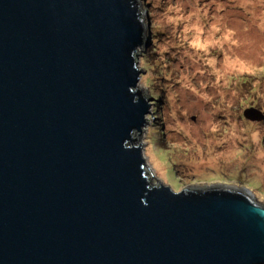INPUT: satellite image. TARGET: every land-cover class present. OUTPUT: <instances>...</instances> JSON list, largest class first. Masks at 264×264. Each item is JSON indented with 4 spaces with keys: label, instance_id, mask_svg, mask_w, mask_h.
<instances>
[{
    "label": "water",
    "instance_id": "water-1",
    "mask_svg": "<svg viewBox=\"0 0 264 264\" xmlns=\"http://www.w3.org/2000/svg\"><path fill=\"white\" fill-rule=\"evenodd\" d=\"M149 44L143 0H0V264H264L250 190L145 162Z\"/></svg>",
    "mask_w": 264,
    "mask_h": 264
},
{
    "label": "rangeland",
    "instance_id": "rangeland-1",
    "mask_svg": "<svg viewBox=\"0 0 264 264\" xmlns=\"http://www.w3.org/2000/svg\"><path fill=\"white\" fill-rule=\"evenodd\" d=\"M150 44L138 49L151 113L141 134L159 182L227 184L264 204V0H143ZM205 38L207 41H205Z\"/></svg>",
    "mask_w": 264,
    "mask_h": 264
},
{
    "label": "bare ground",
    "instance_id": "bare-ground-1",
    "mask_svg": "<svg viewBox=\"0 0 264 264\" xmlns=\"http://www.w3.org/2000/svg\"><path fill=\"white\" fill-rule=\"evenodd\" d=\"M205 41H207V39L205 38Z\"/></svg>",
    "mask_w": 264,
    "mask_h": 264
}]
</instances>
